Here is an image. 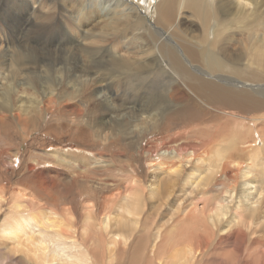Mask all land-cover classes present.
Listing matches in <instances>:
<instances>
[{
  "label": "bare ground",
  "instance_id": "6f19581e",
  "mask_svg": "<svg viewBox=\"0 0 264 264\" xmlns=\"http://www.w3.org/2000/svg\"><path fill=\"white\" fill-rule=\"evenodd\" d=\"M111 1L98 0L77 31L83 50H106L130 78H144L162 58L172 80L179 77L191 95H171L169 104L179 107L168 111L158 101L148 112L123 98L113 105L119 92L109 77L92 71L91 61L79 74L52 68L44 77L45 58L18 68L10 50L16 43L6 42L0 56V264H264V180L260 170L254 173L264 149L258 130L264 123V0H150L144 6L148 14L154 8L150 48L140 51L131 47L142 29L138 8ZM187 18L204 32L211 26L204 45L183 28L197 27ZM104 27L121 47L96 34ZM246 27L254 59L230 43ZM226 33L231 36L221 44ZM236 79L248 89L230 83ZM109 89L115 94H105ZM54 107L66 123L50 120ZM244 154L252 156L237 159ZM219 172L232 179L221 190Z\"/></svg>",
  "mask_w": 264,
  "mask_h": 264
},
{
  "label": "rangeland",
  "instance_id": "374dc122",
  "mask_svg": "<svg viewBox=\"0 0 264 264\" xmlns=\"http://www.w3.org/2000/svg\"><path fill=\"white\" fill-rule=\"evenodd\" d=\"M127 1L138 8L141 21L140 27L142 28L141 32H136L140 33V38L135 41L131 47L138 51L141 50V47H146L145 49H148L150 48L148 34L151 31L150 23H154V8L152 7L150 14H148L149 12L144 9V6H146L150 0ZM111 2V0H106L105 4L107 5ZM155 2L157 5L159 0H155ZM94 7L98 9V0H0V56L5 54L6 42L9 43V41H11V43H16L15 50L10 47V50L17 55L16 66L20 68L24 66L21 64L25 61L29 63L34 61L36 57H43L46 59L47 63V65H40V68L44 71V77L48 76L46 72L50 71L52 68H62L63 71H70V73L77 72L79 74V70L86 64L85 60L91 61L93 63L92 71L97 72L100 77H104V75L109 77L110 81L113 82L114 89L116 92H119V97L113 105L118 106L120 102L123 103L121 100L119 101V98H123L132 102V105L130 104L132 107L141 108L143 110L146 108V112L149 111V108H154L153 105L157 104L155 101H158V105L156 106H160L163 110L168 111L171 108H178L179 105L173 106L169 104L171 95L172 98L178 99L184 97L185 94H191L188 91H184L183 88L178 85L180 81L179 77L176 76V81L172 80V77L174 76L173 72L170 67L166 65L167 62H165L164 59H159L162 66L147 68L144 78L139 75L131 76L130 78V75L128 76L125 73L126 69L117 67L116 64L115 66L113 65L114 60L106 50H83L78 40H81V36L79 37L80 34L78 35V32L80 33L81 27L87 21V15L93 11ZM185 14L189 15L190 12L186 11ZM93 16H95V14ZM187 19L189 21H195L196 25L198 24L197 20ZM96 20H94L91 27H95L94 23L99 21L98 19ZM134 20L135 19L133 18L131 19V21ZM210 27H208V29ZM183 28L191 32L194 36L197 33L199 37H202V45L207 41L205 39V34L208 29L204 32L199 25L191 28L189 23H186V26H183ZM232 29L236 30L234 27H232ZM243 29L245 33L241 35V30L239 29L238 33L230 43L235 49L239 48V55L252 52L254 59L258 52L252 50L253 42L248 36V32H250L249 28L246 27ZM95 32L100 36L103 34L106 39L110 38L109 42L115 47H121L123 45L121 42L122 40L120 39H117V42L115 43L112 42L110 36L111 31L108 30L107 27L101 29L95 28ZM262 34H264V30L262 31ZM229 36H231L230 33L222 35L220 37V43H224ZM99 43L98 40L95 43V46ZM101 45L105 48L104 43H101ZM6 65L8 67L10 65L8 59L6 60ZM194 67L201 69L197 64H195ZM203 76L205 78H212L216 82L222 81L221 77L205 72L203 73ZM38 81L39 76L37 74H32L31 82L37 84ZM241 82L242 81L239 79L230 81V83L237 85L238 88L248 89V87L242 85ZM105 92V94L109 95L115 94V91H111V89ZM188 103L191 104L193 102L187 100V105ZM148 104H151V107H148ZM117 106H115L116 109ZM157 112L161 113V110H158ZM124 114L125 113H120L118 117L121 116V118H123ZM49 118L54 122L66 123L65 114L62 111H58L56 107L51 110ZM245 119L246 118H241V121H244ZM127 125L128 124L125 123L123 127H126ZM231 128L233 130H242L244 134L248 131V127L244 125H233ZM258 130L263 132L264 135V123L260 125ZM253 154L255 153H252V155ZM251 156L249 157L247 154H244L237 159L244 161L247 158L250 159ZM258 157L260 161L255 165L254 173L257 174L260 170V180H264V149L260 151ZM66 158L68 157L64 156V159ZM205 159H207V156H205ZM248 163L251 162L248 160ZM87 167H90V165H87ZM204 171L207 173V170L204 169ZM216 176L220 178V190L225 188L228 182L232 181L230 176L224 177L222 172H219ZM217 190L219 189L215 188L214 192H217ZM87 205L89 206V213L94 210L92 204L89 205L88 202ZM210 208H212V205H210ZM116 209L117 205L115 203L109 208V212H112L111 214L113 217L116 214ZM98 213L102 214L101 218L103 219V210H99ZM145 217L146 215L142 218L140 224L141 227L146 222ZM98 221L100 222L101 219H98ZM251 251L253 252L254 250L252 249Z\"/></svg>",
  "mask_w": 264,
  "mask_h": 264
}]
</instances>
